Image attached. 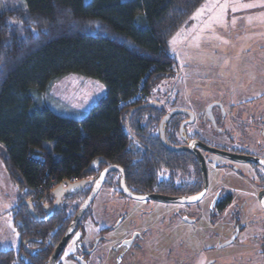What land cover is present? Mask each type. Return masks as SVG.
<instances>
[{
	"label": "trees",
	"instance_id": "1",
	"mask_svg": "<svg viewBox=\"0 0 264 264\" xmlns=\"http://www.w3.org/2000/svg\"><path fill=\"white\" fill-rule=\"evenodd\" d=\"M203 1L0 0V159L24 199L51 202L59 185L109 165L132 181H154L155 131L164 110H134L140 104L133 100L147 101L160 81L178 72L169 41ZM69 75L105 88L80 119L59 116L41 100ZM161 153L169 168L172 155ZM12 212L20 239L57 227L55 219L33 223L25 206ZM0 264H14L10 250L0 252Z\"/></svg>",
	"mask_w": 264,
	"mask_h": 264
},
{
	"label": "flooded vegetation",
	"instance_id": "2",
	"mask_svg": "<svg viewBox=\"0 0 264 264\" xmlns=\"http://www.w3.org/2000/svg\"><path fill=\"white\" fill-rule=\"evenodd\" d=\"M167 98L168 100L173 99V105L167 106L168 101L150 103L164 110L163 117L171 110L186 112V114H173L164 127L166 144L172 148H180V150L174 152L167 150L160 141L157 127L156 134L160 147L156 150L157 170L154 181H149L148 184L132 181L130 177H125L123 171L126 194L121 190L119 172L115 171L106 175L92 203L75 224V230L64 249L58 254L55 264H196L194 250L187 243V240H192L193 228L197 227L200 222H206V219L211 221L213 218L224 219L225 216H229L228 211L231 208L240 205L239 202H235V198L238 199V197L231 190L222 187L219 180L215 181L213 177L211 178L209 173L211 167L216 172L231 169L239 176L245 175L241 168H246L245 172L257 177L259 191L256 203L264 211L260 203L264 200V167L262 166L264 165V115L258 116L254 107L237 105L240 103L231 101L232 97L229 94L221 101L208 102L202 109L200 117L194 106L184 108L177 105V95L173 98V94L169 93ZM145 103L149 102L145 101ZM166 106L169 108L166 109ZM191 119L193 121L191 124L184 125ZM211 149L223 155H216ZM161 150L172 155L169 158V168L161 165ZM195 153L204 163L206 182ZM225 155L236 157L237 159L234 160L238 161H233L229 159L231 157ZM242 160L249 161L243 163ZM106 167L84 180L95 179ZM107 186L113 188L109 190L110 195H113L110 196L111 199L113 197L120 202L122 200L137 203L152 202L166 206H133L128 202H124L121 206L122 203L119 202L114 203L109 209L101 208L97 213V206H109L106 202L95 205L97 197ZM92 187L93 183L86 184L76 194H65L56 205H54L56 198L53 194L51 202L32 203L29 201L33 212L34 206L38 208L37 214L34 212L35 216L41 218L45 217L53 206H57L54 214L46 222H35L29 214L33 223L45 224L55 219L54 226L57 225V227L47 235L35 233L23 239H20L16 231L19 246L16 250H10L14 255V264H50L56 246L90 194ZM203 188V195L195 202L178 203L136 199V196L145 195L183 199L197 196ZM210 188H213L212 195L207 198ZM79 199L80 203H74ZM23 200L28 201L20 197L14 208L25 206L20 205ZM205 200L207 201L204 202ZM25 207L28 210V207ZM57 213H65V215L61 218V216H56ZM60 218L65 222L57 221ZM60 227L64 230L59 239L54 241ZM242 231L241 226L234 225L233 236L237 234L235 240Z\"/></svg>",
	"mask_w": 264,
	"mask_h": 264
},
{
	"label": "rangeland",
	"instance_id": "3",
	"mask_svg": "<svg viewBox=\"0 0 264 264\" xmlns=\"http://www.w3.org/2000/svg\"><path fill=\"white\" fill-rule=\"evenodd\" d=\"M14 1L19 4V0ZM213 4L217 6L212 7ZM245 4L257 6L243 7ZM221 5L227 7L221 9ZM169 50L178 72L152 89L147 96L149 103L168 101L167 106L173 105V99H166L172 93L173 98L178 96L177 105L194 106L200 117L208 102L221 101L229 94L231 101L240 103L237 105L254 107L258 116L264 115V0H204L170 39ZM104 95L105 88L99 81L69 75L54 82L41 100L59 116L80 119ZM245 170L241 168L245 175L239 176L231 169L216 172L210 168L211 178L231 190L240 205L231 208L224 219H206L193 228L192 240L187 243L194 250L196 264H264V211L256 203L259 179ZM112 189L107 186L103 191L108 195L102 191L97 197L95 205H109L97 206V213L120 202L110 198ZM212 191L210 188L207 198ZM21 193L0 159V251L16 250L19 246L12 209ZM78 202L81 200L74 203ZM124 202L133 206H166L125 200L121 206ZM235 224L243 228L242 233L235 242L222 247L232 238Z\"/></svg>",
	"mask_w": 264,
	"mask_h": 264
},
{
	"label": "water",
	"instance_id": "4",
	"mask_svg": "<svg viewBox=\"0 0 264 264\" xmlns=\"http://www.w3.org/2000/svg\"><path fill=\"white\" fill-rule=\"evenodd\" d=\"M152 105H153L152 103H146V104H143V105H140V106L134 108V110L135 109H145V108H148V107H150ZM176 113H184V114H186V112L185 111H182V110H171V111H169L160 120L159 125H158V132H159V137H160V141H161L162 145L167 150L173 151V152L174 151H177V150H180V148H172V147H170V146H168L166 144L165 137H164V127L167 124V122L169 121V119L171 118V116L173 114H176ZM190 117L192 118V115L191 114H190ZM192 122L193 121L191 119L189 122L185 123L184 125L191 124ZM211 151L213 153H215L216 155H223V154H221L219 151H217L215 149H211ZM195 154L197 156V159H198L199 163L201 164V169H202L203 177H204V180L206 182L207 175H206V170L204 168V163L201 160L200 156L197 153H195ZM225 156H228V155H225ZM228 157H231L229 159H232L233 161H238V160H234V159H237L236 157H232V156H228ZM248 161L249 160H246V161L245 160H242L243 163H247ZM239 162H241V161H239ZM262 166L264 167V165H262ZM115 171H117V172H119L121 174V176H120L121 190L124 191L127 194V191H126V188H125V185H124V181H123V170L120 167H118V166H108V167H106L93 180H90V181L83 180V181H79V182H75V183H68L65 186L61 184V185H59L58 187H56L53 190L52 194L56 198V201H55L54 205H56V204H58L60 202V199H61V197L63 195H65V194H71V195L72 194H76L79 191H81L82 188L86 184L93 183V187H92V190H91L90 194L85 199V201L83 202V204L80 206V208H79V210H78L75 218L71 222L70 226L68 227L67 231L63 235V237L60 240V242L58 243V245L56 246L55 251H54V253L52 255L50 264H55V260H56V258L58 256V254L64 249V247L66 245V242L69 240L70 236L72 235L73 231L75 230V224L78 223V221L80 220V218L82 217V215L86 212V210L88 209L89 205L92 203V201L95 198L96 194L98 193V191L102 187L106 175H108L109 173L115 172ZM203 193H204V188H203V191L200 194H198L197 196H193V197H189V198H183V199H173L171 197L161 196V195L136 196V199H139V200L152 199V200L162 201V202L187 203V202H195V201H198L200 199V197L203 195ZM260 203L263 205L262 207L264 208V200H261ZM20 205H25V206L28 207V212L33 217V219H34L35 222H46L54 214L55 209H57V206H53V208H51L47 212L46 216L41 218V217L35 216V214L33 212V209L31 207V204H30L29 201L23 200ZM236 236H237V234H235L230 240H228L227 242H225L222 245V247H225V246H228V245L232 244L234 242Z\"/></svg>",
	"mask_w": 264,
	"mask_h": 264
},
{
	"label": "snow or ice",
	"instance_id": "5",
	"mask_svg": "<svg viewBox=\"0 0 264 264\" xmlns=\"http://www.w3.org/2000/svg\"><path fill=\"white\" fill-rule=\"evenodd\" d=\"M217 5H212V7H216ZM243 7H256L257 5L256 4H245V5H242ZM221 7V9H223V8H226L227 7V5H221L220 6ZM233 10H236L235 8H233ZM198 11H200V12H202L203 11V9H200V10H198Z\"/></svg>",
	"mask_w": 264,
	"mask_h": 264
},
{
	"label": "built area",
	"instance_id": "6",
	"mask_svg": "<svg viewBox=\"0 0 264 264\" xmlns=\"http://www.w3.org/2000/svg\"><path fill=\"white\" fill-rule=\"evenodd\" d=\"M0 68H1V63H0ZM146 100L144 99V97L141 95V96H137L136 98H134L133 100V103L134 102H139V103H144Z\"/></svg>",
	"mask_w": 264,
	"mask_h": 264
},
{
	"label": "clouds",
	"instance_id": "7",
	"mask_svg": "<svg viewBox=\"0 0 264 264\" xmlns=\"http://www.w3.org/2000/svg\"><path fill=\"white\" fill-rule=\"evenodd\" d=\"M139 104H140V103H139ZM143 104H146V103L144 102V103H142V104H140V105H143ZM140 105H139V106H140Z\"/></svg>",
	"mask_w": 264,
	"mask_h": 264
}]
</instances>
